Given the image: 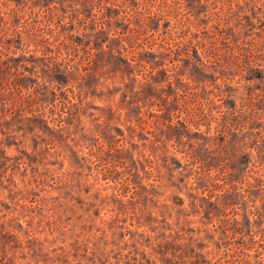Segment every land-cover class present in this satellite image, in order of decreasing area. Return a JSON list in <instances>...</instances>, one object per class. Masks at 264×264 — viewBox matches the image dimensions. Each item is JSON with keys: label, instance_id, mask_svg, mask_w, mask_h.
<instances>
[{"label": "rangeland", "instance_id": "obj_1", "mask_svg": "<svg viewBox=\"0 0 264 264\" xmlns=\"http://www.w3.org/2000/svg\"><path fill=\"white\" fill-rule=\"evenodd\" d=\"M0 264H264V0H0Z\"/></svg>", "mask_w": 264, "mask_h": 264}, {"label": "trees", "instance_id": "obj_2", "mask_svg": "<svg viewBox=\"0 0 264 264\" xmlns=\"http://www.w3.org/2000/svg\"><path fill=\"white\" fill-rule=\"evenodd\" d=\"M8 67L10 68V66H8ZM9 68H8V69H9Z\"/></svg>", "mask_w": 264, "mask_h": 264}]
</instances>
